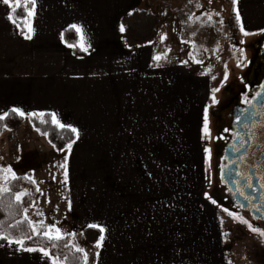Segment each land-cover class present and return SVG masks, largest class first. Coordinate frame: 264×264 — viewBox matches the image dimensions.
Returning a JSON list of instances; mask_svg holds the SVG:
<instances>
[{"label": "crops", "instance_id": "0c3cea01", "mask_svg": "<svg viewBox=\"0 0 264 264\" xmlns=\"http://www.w3.org/2000/svg\"><path fill=\"white\" fill-rule=\"evenodd\" d=\"M204 1L206 9L217 2ZM146 5V0H37L34 33L26 40L7 19L13 11L0 2V115L14 107L26 114L56 113L78 130L61 158L71 202L69 211L65 201L61 217L73 218L79 232L89 224L105 229L90 264H263L233 243L210 201L188 195L203 157L201 131L213 79L189 55L182 64H166L173 54L160 48L161 31L173 19L167 5L158 9L169 18L156 40L125 46L121 19L136 9L156 13ZM238 6L244 31L264 34V0H238ZM73 24L83 29L84 57L69 47L75 34L65 38L66 30L76 33ZM30 117L21 128L4 130L2 150L7 158L42 159L48 169L43 165L41 172L35 168L21 176L47 174L40 178L52 186L60 159ZM0 264L50 261L0 241Z\"/></svg>", "mask_w": 264, "mask_h": 264}, {"label": "rangeland", "instance_id": "374dc122", "mask_svg": "<svg viewBox=\"0 0 264 264\" xmlns=\"http://www.w3.org/2000/svg\"><path fill=\"white\" fill-rule=\"evenodd\" d=\"M146 2L147 5L144 8L154 9L155 14L161 15L158 9H161L162 5L169 6V13L173 14L172 22L164 26L161 31L162 35L166 38L160 48L172 51L173 53L166 64H170V66L182 64V61L189 59V57L186 58L187 55L199 60L200 68H203L202 71L208 72L212 77H215L213 79V89L218 88L219 91L214 93L212 90V97L213 95L217 96L226 87V83L232 76H235L236 73H240L244 69L253 51V43L257 38L262 36L256 33L245 36L241 32L242 24L240 20L237 21L236 19V11L238 10L240 13L238 0L235 5L233 4V0H217L214 9H206V1L204 0H146ZM197 4L200 7H197ZM209 14L213 15L211 22L208 20ZM220 21H223V24ZM225 76H227L226 80ZM209 109L210 107L207 109L208 114ZM201 137L203 157L201 158L199 175L195 178L197 184H193V189L191 188L188 191L190 192L188 195L189 197H201L202 201H210L209 204L217 211L221 228L231 231L234 237L232 239L233 243L240 242L243 244L241 249L245 253H250V258L258 259L264 264V237H260L256 233H249L246 225L224 215L217 209L209 197L207 191L209 185V169L204 151L206 148V138L203 136V131H201ZM65 150L62 152L55 151L58 159H60L58 165L62 164L61 161L63 159L61 158L66 153ZM43 165L46 168L48 167L42 159L38 160L36 155L34 157L31 156V158H7L6 152L2 150V142H0V167L11 166L16 176L24 175L25 173H22L23 171L34 170L35 168L41 172L43 169L41 167H45ZM59 168L61 172H57L56 179L53 181L55 186L53 184L51 186L41 179H45L48 176L47 174L28 175L30 178L36 180V184L41 189L43 195L38 193L32 206L27 209V214L29 218L37 223L38 227L40 226V221H43V224L46 225L55 224L63 232L77 233L75 237H67L72 239L71 243L75 242L85 248L89 255L90 264L93 251H95V245H89L83 237V231L79 232L76 230L73 218L67 219L66 217H61L62 213H67V208L64 203L69 192L66 191L65 183H62L64 180L63 168L60 166ZM23 191H27V189H23L21 192ZM66 203L68 204L67 201ZM37 210L43 212L44 215H36ZM68 217H73V215L69 214Z\"/></svg>", "mask_w": 264, "mask_h": 264}, {"label": "flooded vegetation", "instance_id": "af4514ba", "mask_svg": "<svg viewBox=\"0 0 264 264\" xmlns=\"http://www.w3.org/2000/svg\"><path fill=\"white\" fill-rule=\"evenodd\" d=\"M252 46L253 51L244 69L230 78L226 87L215 96L216 103L212 100L209 105L210 137L206 138L205 143L206 148L211 151V159L208 162L207 191L211 201H215L213 204L224 215L228 216L224 211L227 209L243 216L254 227L264 230L261 213L255 210L256 206L260 205L264 211V188L261 187L264 183V153L258 143L248 139V129L244 127L245 124L250 126L253 120L260 122V116H253V113H264V34L257 38ZM257 93L261 95L257 96ZM245 97L247 103L244 102ZM225 129L228 131L225 132ZM238 135L244 137L245 143L241 151L235 153L231 146L241 144V140L236 138ZM240 157L248 159L241 160ZM233 160L236 161L235 164L232 163ZM221 167L225 168L227 174V178L223 180ZM237 171L241 172L242 176L251 178L252 189L247 188L246 180L235 175ZM237 180L239 184L234 183ZM237 188L253 198L251 204L243 199ZM241 205L243 207H240ZM248 232L253 233L249 229Z\"/></svg>", "mask_w": 264, "mask_h": 264}, {"label": "snow or ice", "instance_id": "6c2138e0", "mask_svg": "<svg viewBox=\"0 0 264 264\" xmlns=\"http://www.w3.org/2000/svg\"><path fill=\"white\" fill-rule=\"evenodd\" d=\"M0 2L3 3V5L7 6L9 9H11L13 12H15L17 9L21 7V0H15V4L12 3V0H0ZM209 3H212V0H208ZM237 3V0H233V4L235 5ZM30 6V7H29ZM23 7L25 9V15L27 19L24 21L25 27L27 29V32L24 33L22 30V34L24 35V39L30 40L32 38V34L34 33V29L32 27L31 21L35 18L36 15V8H37V0H23ZM197 7H200L199 4H197ZM7 19L10 22L15 23V19L13 15H8ZM236 19L237 21L240 20V15L238 10L236 11ZM208 20L211 22L213 20V15L209 14L208 15ZM221 24H223V21H220ZM19 27V26H18ZM72 29L76 31L78 35H80L81 42H80V50L81 51H87V46L85 42V36L83 33V29L76 25L73 24L70 26ZM124 26L121 25L120 31L124 32ZM241 32L245 36L251 35V33L244 31V29L241 27ZM166 37H162V40L165 39ZM69 47H75V45H70ZM153 59L157 62H159L162 57L160 55H156L153 57ZM196 63H200L199 60L195 61ZM212 79H215L213 76ZM227 79V76H225V80ZM264 88V86H262ZM219 91L218 88L213 89V92ZM261 93H257V96H260ZM213 103H216L215 96L213 95L212 97ZM244 102L247 103V97L244 98ZM11 112L16 114L17 116L21 118H26L27 116L31 117H36L40 116L41 120L40 123L44 124L46 123L44 117L45 115H48L51 117V123L56 126L57 128L64 129L68 128L69 131H71L73 134H75L77 137L79 136V132L75 127H72L70 125H65L61 123L58 118L56 113H25L19 108H12ZM259 115L260 116V122H256L253 120L251 122V125L245 124L244 127L248 129V139L252 140L256 143L259 144L261 147L262 153H264V113H253V116ZM7 119V114L0 115V121H5ZM239 123V121H237ZM203 136L205 138L210 137V128H209V114L208 110L205 109L204 111V121H203ZM225 132L228 131V129L224 130ZM46 135V133H44ZM237 139L241 140V144L239 146L233 144L231 146V150L235 153H239L241 149L244 147L245 139L244 137H240L239 135L236 137ZM218 139H221L218 137ZM74 142V141H73ZM67 148L71 150L72 148V143H69L67 145ZM206 153V162H210L211 159V151L208 148L204 149ZM225 159L227 160L228 157L226 156ZM241 160L248 159V157H240ZM233 164L236 163L235 160L232 161ZM61 168L64 169V180L62 183H67L68 179V170H67V164H62L60 165ZM221 172V179H226L227 174L226 170L224 167H221L220 169ZM237 177H240L241 179H244L247 181V188L252 189L253 184L251 183V178L242 176L241 172L237 171L235 173ZM17 179V176L11 166L8 167H0V213H4L8 217H12L14 215L13 209L16 205H20L23 202V198L31 195L27 191L23 192H18L15 194H12L11 192V183L14 182ZM26 180H30L31 183L35 184L36 181L34 179H31L29 177H24ZM55 179V177H53ZM234 183L239 184V180L234 181ZM261 187L264 188V183L261 184ZM36 191L43 195L41 189L37 186ZM237 192L243 197L244 200H246L249 204L252 203L253 198L249 197L248 195H245V193L240 189L237 188ZM5 196H10L11 199L5 200ZM264 199V197H262ZM215 203V201H213ZM240 207H243L241 205ZM68 209L69 211L71 210V202L69 201L68 203ZM255 210L259 213H261L260 219L264 220V211H262V207L260 205H257ZM225 212H227L228 216L232 217L235 220H238L240 223L246 225L250 231L253 233L258 234L260 237H264V230L261 229V227H254L253 224L249 223L247 219H245L243 216L233 213L231 211H228L227 209H224ZM36 215L38 216H43V212H40L37 210ZM24 222H27V225L30 228V231L33 235L35 236H41L43 239L46 241L45 244H41L39 246H26L27 241H30L33 239V236L28 235L27 233H22L20 236L13 237L8 229L9 228H19ZM89 228H96L98 231L101 233L99 236L98 242L95 244L96 248L102 247V242L104 241L105 237L103 235L105 229L99 225L96 224H89ZM41 229L43 231L41 232ZM77 233L72 232V233H66L61 230L60 227H57L55 224H49V225H44L43 221H40V226H37V223L29 218L27 214V209L25 208L23 210V220H17L15 224H8L7 220H0V241H6L8 246H16V251L18 252H26V253H40L44 258H46L48 261H50V264H89V255L86 252L85 248L83 246H80L79 244H76L75 242L69 244L66 241L67 236H72L75 237ZM65 241L64 247L69 248L70 250L73 251V257L71 261L69 260V257L67 255L63 256V258L58 257L53 255L49 251V246L51 248H58L59 247V242ZM78 254V255H77ZM96 257L99 256V252L95 253Z\"/></svg>", "mask_w": 264, "mask_h": 264}, {"label": "trees", "instance_id": "16d2710c", "mask_svg": "<svg viewBox=\"0 0 264 264\" xmlns=\"http://www.w3.org/2000/svg\"><path fill=\"white\" fill-rule=\"evenodd\" d=\"M11 15L14 16L15 23L19 26L20 32L22 33L23 30V32L26 33L24 21L27 19V17L25 15L23 4H21V7L15 12H12ZM168 18V13L158 15L150 11L140 9H136L129 15L124 16L121 19V25H123L125 29L123 32V41L125 46L127 48H135L151 44L158 37V30L162 22L167 20ZM72 32L75 34L74 39L70 41L71 45H75V47H72L73 53L77 57H84L85 54L80 50L78 44L77 34L72 30H66L65 38L67 39L69 33ZM44 119L46 123L41 124L40 116L30 117V121L33 127L41 135L47 138L49 143L55 148L57 152L64 151L69 143H73V141L76 140V135L69 131L67 127L64 129L57 128L51 123V117L48 115H45ZM25 121L26 118H21L9 111L7 113V119L5 121H0V138L5 129L17 130L23 126ZM44 133H46V135ZM24 177L26 176L17 177V179L11 183V192L12 194H15L21 192L23 189H27L28 193H30L31 195L23 198L22 204L16 205L14 207V215L12 217H8L4 213H0V220H7L8 224H15L17 220H23V210L25 208L28 209L29 207H31L37 197V185L31 183L30 180L24 179ZM4 199L9 200L11 199V197L5 196ZM8 231L13 237L20 236L22 233H27L28 235L33 236L32 240L27 241L26 246L35 247L46 243L42 235L35 236L31 233L27 222H24L19 228H9ZM83 232L85 240L89 244H96L99 240V236L101 235L98 229L95 228H86ZM66 241L67 243L71 244L69 237H66ZM64 243L65 241L59 242L58 248H51L49 246V251L53 255L61 258L67 255L69 257V260L71 261L74 250H70L69 248L64 247Z\"/></svg>", "mask_w": 264, "mask_h": 264}]
</instances>
